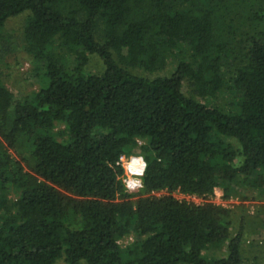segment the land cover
Masks as SVG:
<instances>
[{
	"label": "trees",
	"instance_id": "16d2710c",
	"mask_svg": "<svg viewBox=\"0 0 264 264\" xmlns=\"http://www.w3.org/2000/svg\"><path fill=\"white\" fill-rule=\"evenodd\" d=\"M23 14L39 89L0 80V264H244L242 223L172 194L264 195V0H0V32Z\"/></svg>",
	"mask_w": 264,
	"mask_h": 264
},
{
	"label": "rangeland",
	"instance_id": "374dc122",
	"mask_svg": "<svg viewBox=\"0 0 264 264\" xmlns=\"http://www.w3.org/2000/svg\"><path fill=\"white\" fill-rule=\"evenodd\" d=\"M26 18V14L11 18L0 32V80L6 90L16 99L31 96L39 89L38 80L33 76V67L22 51V31ZM85 69L87 73L99 74L103 71V66L97 57L89 56ZM171 71L172 66L169 64L163 71H157L153 74L140 70H135L133 73L152 79L169 76ZM229 102L228 96L224 95L210 100L208 104L225 107ZM8 153L21 164L24 171L29 172L27 163L30 162L24 145L9 149ZM237 191V194L229 199L223 197L221 188L215 189L212 197L207 201L183 196L179 193H173L172 197L178 201L194 205L209 202L227 209L230 212L232 227L235 231L242 223L244 239L241 251L244 264H264V195L256 191ZM165 194L163 192L156 196ZM137 198L138 196L135 194L131 201L134 202ZM131 241V238L125 239L119 245L123 247Z\"/></svg>",
	"mask_w": 264,
	"mask_h": 264
},
{
	"label": "built area",
	"instance_id": "2783aa9c",
	"mask_svg": "<svg viewBox=\"0 0 264 264\" xmlns=\"http://www.w3.org/2000/svg\"><path fill=\"white\" fill-rule=\"evenodd\" d=\"M117 165L122 169L121 182L128 195H135L142 189L143 162L138 156H121Z\"/></svg>",
	"mask_w": 264,
	"mask_h": 264
}]
</instances>
